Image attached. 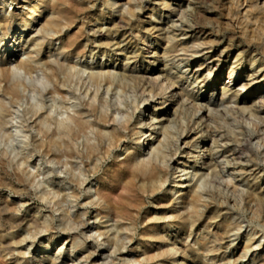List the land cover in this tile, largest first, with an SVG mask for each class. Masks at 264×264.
Listing matches in <instances>:
<instances>
[{
	"label": "bare ground",
	"instance_id": "1",
	"mask_svg": "<svg viewBox=\"0 0 264 264\" xmlns=\"http://www.w3.org/2000/svg\"><path fill=\"white\" fill-rule=\"evenodd\" d=\"M9 1L10 5L15 7L11 11L8 9V13L0 16V32H2L0 38L5 40L9 35L14 38L12 44L0 55V138L3 137L9 124L8 117L12 114V106L18 104L23 96L24 85L13 77V71L22 70L25 74H30L41 70L46 82L52 85V89L48 91L49 94L58 96L76 94V91L79 92L83 87L84 95H89L90 101L80 102L83 109L75 110L64 119L54 118L50 113L38 110L39 108H27L25 112L31 115L30 119H33V124L38 130L37 134L40 135L39 139H33L35 146L49 154L56 145L61 144L57 142V138H61L63 142L76 140L85 135L87 131H91L95 133L99 144L85 145V154L89 158H93L97 151L110 153L120 145L123 146L122 150L128 157L119 165V169L118 165H115L106 173L105 185L95 190L96 199L90 196L83 198V203H81L83 213L72 216L69 210L62 205L66 197L64 193L58 192L53 196H49L46 191L33 193L31 189L35 186V174L19 164L15 166L12 164L13 180L10 179L6 167L8 163L5 160L6 153L0 150L3 153L0 155V167L3 172L0 173V264H30L33 262L32 258L26 256V250H22L26 240L25 236L17 239L21 230L33 238L40 234L47 235L45 237L47 246H50L57 237L65 236L64 243L68 241L67 244L76 245V248L81 251L82 257L80 256L79 260H82V264H98L97 259L102 255L99 253L100 247L105 243L109 245L110 253L114 256L111 263L121 262L120 256L126 249L125 243L120 239L122 233L127 236L131 246L137 239L136 245L127 250V252L131 251L135 257H131L132 259L125 264H216V258L220 264H244L242 260L253 251L254 247L256 250L264 248V243L261 242L254 245L258 241L255 239L258 230L245 234L240 247H232L233 241L240 237L239 231L242 227L241 222L233 217L236 211L234 206L238 209L249 210L250 225L258 224L264 228V181L259 184L256 177V171L264 172L262 164L264 163V95L259 96L258 94L252 101L253 103L251 102L253 105L247 106L248 100H244L240 94L241 91L252 94L254 84L262 83L263 79L259 81L258 75L247 74L243 77L246 82L241 84L237 90L235 89L237 82L232 83L237 65L249 63L250 66H254L257 63L264 68V0H180L179 3L174 4L176 6L171 3L172 0H153L150 1L151 8L147 7V9L144 7V0H103L101 3L103 11L100 15H111L117 12L113 16V21L105 28L106 34L103 32L106 41L101 44L107 50L111 49L112 41L116 39L118 30L126 27L130 31L138 29L139 18L144 17V14L147 15L149 22H155L154 12L161 15L166 14V17H173L175 21L181 22L179 27L176 25L177 22L175 25L169 22L171 26L167 28L171 29L170 32L178 34H173V39L168 37L166 39L162 36L165 38L163 47L159 46L158 50L153 52V56L158 52L157 59L152 62V65H148L142 76L133 74L134 69L128 66L129 59L133 57L126 56L129 53L123 47L120 49L124 56L123 61H125L123 65L101 63L94 68L88 67L86 63L84 65L72 61L73 58L81 59L87 56L86 47H89L93 41L88 40V34L85 32L87 21L93 16L90 14L91 8L88 5L94 6L97 0ZM105 9L107 12L104 11ZM99 11L96 13H100ZM209 14H216V19H218L216 24L225 29H233V35L245 44L244 46H233L232 38L227 40L222 50H219L218 58L211 63H207V60L213 58L209 51L220 42L222 43L221 39L219 42L216 38H212L211 34L199 39L193 37L194 41L192 39L189 46L186 45L187 43L176 41L177 36L187 35L186 29L205 34L208 26L206 21L210 20L208 19L210 17H206ZM186 15L191 17L190 21ZM36 25H39V28H35L37 36L30 37L31 31L27 33V30ZM161 25L162 23L154 24V26L150 24V28L147 26L144 33L148 32L150 36L152 31L156 33V31L164 30L159 27ZM74 28L76 30L71 33L70 31ZM98 31L102 32V29L92 30V36ZM210 31H212L211 28ZM113 33L115 34L112 35ZM130 35L132 36V33ZM136 36L140 38L141 34ZM158 36L159 34H155L154 39ZM55 40L61 41L60 46L57 47V50H60L58 53L60 59L56 58L51 61L49 59L51 53L44 54V49L54 48ZM83 40H86L85 44ZM125 40L124 38L119 41L114 40V45L119 48ZM17 41L18 44L23 42L21 50L26 56L20 59L15 58L13 66H10L11 63L8 62L11 61L10 57L15 55L13 50H16L14 47ZM146 46L149 51L150 46ZM11 47L14 49L10 50ZM1 48L0 45V50ZM233 48L237 50V53L231 59L229 53ZM204 51L207 52L204 53ZM197 54H200V59L196 58ZM179 55L185 57L186 62H196L194 72L198 74L192 75L191 82L201 84L202 89L226 73L228 83H223L220 103L216 105H223L224 103L221 104V102L227 99L222 110H225V113L237 114L236 118L239 120L237 133L233 135L225 132L223 127L221 131L216 117L217 113L222 111L210 109L209 107L214 105L210 99L201 103L200 95L184 87L182 81L188 79V76L183 74L177 76L170 73L172 67L166 68V64L158 70L163 72V77L150 68L159 61L166 63L176 59ZM6 57H9L8 62H5ZM243 59L244 63H242ZM215 62L217 64L212 67L211 64ZM222 62H231L228 64L227 72L219 67ZM234 64L235 67L232 66ZM84 73H86L85 78L88 82L96 86L95 90L91 91V88L87 86L85 78L82 77ZM140 78L152 84L151 87H146L142 91V94L147 91L144 103L148 98L159 100L153 107L150 103L142 106V108H147L144 120L139 119L133 122L138 106L134 107L135 110L120 111L122 113H119L121 114L120 119H116L115 115L95 104V101L101 98L99 96L100 87L105 86L106 93L109 91L121 93L126 86L139 83ZM208 88L212 94L215 93L214 85ZM77 99L80 100L78 97ZM232 103L234 106L229 105ZM205 112L208 114L204 115ZM192 116H197V122L192 121ZM87 117H91V120ZM194 123H201L203 126L200 130L207 133L204 136H198L193 131ZM50 124L55 125L54 131L49 130ZM146 125L147 128H145ZM128 137L129 141L125 143L124 139ZM229 142H233V145L229 146ZM206 143H210L209 145L213 148L222 147V163L217 162L214 158L217 152L213 153V148L209 149L208 145L205 150L209 152L201 153ZM179 144H183L185 149L181 151ZM63 148L64 153L67 156L70 155L69 143H64ZM197 148L199 150L194 151ZM191 150L195 154V161L188 156ZM180 151L182 155H178ZM197 157L203 160L200 167L197 166L199 162ZM227 165H232L230 170L237 175L228 173L224 176L223 170ZM123 166L125 169L120 173L119 170ZM96 169V166L92 167L91 172H95ZM228 171L229 169L225 172ZM212 177L221 179L219 186L222 185L234 198L224 196L220 198L222 201H216L210 194L211 192L206 191L207 187L212 184L210 181ZM234 177L246 178V180L243 179L246 182L242 189H239L240 184L234 180ZM70 181L76 185L70 196L76 201L80 200L79 180L71 176ZM33 194L38 201L50 205L49 219L40 217L37 212L38 206L34 202L30 203L33 200L30 196ZM11 195L14 197L12 198ZM230 200L234 203L233 207L229 205ZM32 204H35V207ZM147 205H150L147 207L150 213L142 218L143 209ZM87 206L94 211L92 216ZM25 210L31 211L25 213ZM53 211H59L60 217L56 218ZM88 219H92V222ZM110 219L112 223L107 225ZM139 220L142 222L141 227L138 225ZM70 224H75L76 227L73 228ZM90 228L96 236L87 235L88 232L85 231ZM173 228L179 229L172 233ZM194 235L197 237L194 238ZM231 236L236 238L230 239ZM191 237L195 239L193 245L188 242ZM98 239L101 240L97 250H84L80 247L87 242L98 241ZM28 250L30 248H27ZM61 252L62 247L45 257L46 264H64V260L57 259ZM209 253H212L209 261H201V256L205 257ZM255 257L253 255L252 260H257L256 264H264V253L257 259ZM37 264H40V261ZM70 264L77 263L70 261Z\"/></svg>",
	"mask_w": 264,
	"mask_h": 264
},
{
	"label": "rangeland",
	"instance_id": "2",
	"mask_svg": "<svg viewBox=\"0 0 264 264\" xmlns=\"http://www.w3.org/2000/svg\"><path fill=\"white\" fill-rule=\"evenodd\" d=\"M150 1H153V0H144V7L146 9H147V7L151 8L152 4ZM179 1L180 0H172L171 3L174 5V4L179 3ZM96 2L97 3L94 6L88 5L91 8L90 14L93 16L91 17L92 19L90 18V20L87 21V26L85 28V32H86V34H88V40H93V41H91V45L89 46L90 48L91 47L92 48L90 49L88 46L86 47V50L88 52V53H86L87 56L81 57V59L80 58H76V59L73 58L72 59L73 62L76 61V62H79V63L84 64V65L86 63V65L87 64L89 65V66L87 65L88 67H94L95 68L97 65H99L101 63L112 64V65H117V66L120 64L123 65L125 62V61H123L124 56L121 54L122 52L120 51L121 47H123V48H126V51H128V53H129L126 56H128V57L132 56L134 58V59L133 58L129 59L130 62L128 65L129 67L131 66L130 68L134 69L133 71H135V72H133V74L135 73L134 75H136V76H142L144 74V72L147 70L148 65H152V62L157 59L158 52L155 54V56H153V52L155 50H158L159 46L163 47V42H164L163 39H165V38L166 39H168V38L173 39L174 35L178 34V33L170 32L171 29L167 28L168 26H171L170 23L175 25L177 22L178 24H176V25L178 27L181 25V22L175 21L176 20L175 18L169 17V16L166 17V14H164L165 15L164 16V15L157 14L154 12L153 20H155V22H151V21L149 22L147 20L148 19L147 15L144 14V17L139 18V22H138L139 28L138 29H132V31H130L128 29V27H126L124 29L122 28L121 30H118L116 32V34H117L116 39H113V41H112L111 49L107 50L102 46L101 43L103 41H106V36L104 35V33L106 32L105 28L110 25V22L113 21L114 14L115 13L117 14V12L115 11V13H112L111 15H108V14L100 15L101 12L103 11V7H101V3L103 2V0H101V1L97 0ZM10 4L11 3L9 0H0V16L8 13V11H11L15 7L13 5L11 6ZM17 6L18 5H16V7ZM99 6L101 8H98ZM174 6H176V5H174ZM94 10H96V11L94 12ZM97 11H99L100 13H96ZM104 11L107 12L106 9ZM189 13H190V10L188 11V15H189ZM212 16H214V17H212ZM208 17H210V18H208ZM216 17H217L216 14L215 15H213V14L207 15L206 18H208L210 20L206 21V24L208 26H207V31L205 32V34L197 33V31L191 32L190 29H186V32H187L186 36L180 35V37L179 36L176 37L177 42L183 43V44L187 43L186 45H188V46L191 45L192 39H193L192 41H194L193 37H196V39H199L200 37L204 38L205 36L211 34L212 38H216V40H218L219 42L221 39L222 43L220 42V44L216 45L213 49H211L209 51L210 52L209 54L213 55V58L207 60V63H211L213 60L218 58V55H220V51L222 50V48L225 45L224 43L231 38L233 40V46H237V45L244 46L245 45L244 42L240 41V39L237 36L233 35V29H230V28L225 29L222 26L217 25L216 22L218 21V19H216ZM108 18H110V19H108ZM186 18L189 21L191 20L190 16L186 15ZM145 22H147L148 24ZM157 23H162V25L159 27L161 29H164V30L156 31V33H153V31H152L151 33H153V34L150 33V36H149L148 32H145L146 34L144 33V30L146 28H148V27L150 28V24L152 26H154V24H157ZM34 24H36V22H34ZM165 24H166V26H165ZM89 25H90V27H89ZM210 26H212V27H210ZM35 28H39V25H36L34 28L27 30V33L29 31H31L29 33L30 37L31 36L34 37L35 35L37 36V33H36L37 29H35ZM91 28H93L92 30H94V31H97V29L98 30L102 29V32H100V31H98L96 33L94 32V34L92 36V30H90ZM210 28L212 29V31H210ZM127 29H128V31H127ZM75 30L76 29L74 28L70 32L73 33ZM125 31H126V33H125ZM0 33H2V32H0ZM130 33H132V36L130 35ZM139 33L141 34V37H144L145 35L146 36L144 38H141V37L138 38L136 35H139ZM114 34L115 33H113L112 35H114ZM155 34H159L157 39H154ZM118 35H119V37H118ZM162 36H164L165 38ZM121 38H124L126 40H125V42H123L119 45V48H117V46L114 45V40L119 41ZM6 39H5L6 40L5 41L2 39V37L0 38V45L2 46V48L0 50V55L3 53V51L5 49H7V47L10 44H12L14 38H11V36L9 35V37ZM149 40H151V41H149ZM85 41L86 40H83L84 44H85ZM98 41H100V42H98ZM135 41L136 42L138 41L137 44ZM143 41H144V43H143ZM60 42H61L60 40H55L53 43V47L55 46L54 48L44 49V54L45 53L47 54V52H48V54L51 53V57H49V59L51 61L55 60L56 58L58 60L60 59V55L58 54L60 52V50H57L58 49L57 47L60 46L59 45ZM22 44H23V42H20V44H18V41H17V44L14 47L16 50H13L14 49L13 47L10 48V50H13V53L15 54L13 57H10L11 61H9V62H8L9 57H6L5 62L11 63L10 66H13V64H14L13 60L15 58L20 59V58H24L26 56L25 53H23L24 51L21 50ZM123 44H125V45H123ZM146 45H149L151 47V48L149 47V51L147 50L146 47H148V46H146ZM95 46H96V48H95ZM137 46H139V47H137ZM129 48H131V49H129ZM50 50H51V52H50ZM131 51L132 52L134 51L135 53L133 52L134 53L133 54ZM236 51L237 50H235L234 48L230 51L229 56L231 59L235 56V53H237ZM108 52H109V54H108ZM205 52H207V51H204V53ZM151 57H153V58H151ZM196 58L200 59V54H197ZM77 59H78V61H77ZM152 59H154V60H152ZM224 59H226V58H224ZM135 60H136V62H135ZM178 60L181 62L179 63ZM174 61H177V62H174ZM224 61H226V60H224ZM230 63L231 62H228V63L222 62L219 64V67L224 69V72L225 71L227 72V69L229 67L228 64H230ZM242 63H244V59H243ZM163 64H166V68H169V66L172 67V69L169 71L170 73H172L174 75L176 74L177 76H180V74H183L184 76L189 77L188 79H186L187 82L185 80V81H182V83L184 84V87H186L188 90L190 88V91H194V93L196 92V94L200 95V97L202 98L201 103H204L207 101V99H210V101L213 102L214 105H211L209 108L215 109L214 111H217V110L222 111V112H218L217 117H216L217 123L221 126V131H222V127H223L225 132H229L233 135H234V133L238 132L237 127L239 125L238 124L239 120H238V118H236L237 114H235L236 115L235 116L234 113L233 114L231 112L225 113L226 111L222 110L223 109L222 107L224 106V104H226L225 102L227 99L225 98L221 102V104L224 103L223 105H219V106L216 105L217 103H220L219 102V100L221 99L220 98V92H221V89L223 88V83H228V78L226 77L227 75H225L226 73L221 78H216L214 83L211 82V84H209L208 86H206L202 89L201 84H197V83L194 84L191 82L193 80L192 75L198 74V73L194 72L196 70V67H195L196 62L195 61L186 62L185 57H183V56L181 57V55H179L176 59L171 60V61H167L166 63H164L163 61H159V62L155 63L154 66H151L150 68H153V70H152L153 72H155L156 74L161 75V77H163V72L158 71L159 69H161ZM216 64H217V62H215L214 64L212 63L211 65L213 67V65H216ZM232 66L235 67L236 65L234 64ZM157 67H159V68L157 69ZM36 71L34 73L32 72L33 74L32 73H30V74L26 73L25 74L24 71L16 70V69L13 71V77L16 80L21 81V83H23L25 89L24 88L22 89L23 96H22L21 101L18 104H16L17 106L16 105L12 106V108H11L12 114L8 117L9 124L7 125L6 130L4 131L3 137L0 138V150H2L4 153H6V157H5L6 159L5 160L8 162L7 166H6L7 171L9 173L8 177L13 180V176H12V172H11V170L13 168L12 164L14 166L19 164L22 168H25L28 171H30L31 173L35 174V186H33L31 189L33 193L39 192V191H46L49 193V196H53L58 192H62L66 196L62 205L66 209L69 210L70 215H72V216L77 215V214L80 215L84 211V209L81 206V203H83V198L90 196L93 199H96L95 190L97 188L105 185L106 173H108L115 165H118V169H119V165L128 156L123 152V150H122L123 146L120 145V146L115 147L116 149H113L110 153H105L103 151H97L94 154L95 156L93 158L92 157L89 158L85 154V145L88 143H93L95 145L99 144L97 138H95V133H93L91 131H87L85 135L80 136L76 140H67V141L63 142V140H61V138H57V142L61 143V144H59L60 147H59V145H56L49 154H48V152L46 153V151H44L43 149H38L35 146V144L33 143L34 142L33 139H39L40 135L37 134L38 130L35 127V125L33 124V119H30L31 115L26 114V112H25L27 108H29V107H35L36 109L39 108L38 110H41L42 112L46 111L47 113H50V115L54 118L64 119L68 114L73 113L75 110H82L83 105H81V103L82 102H88V101H90V99H89V95H84L83 87L79 92L76 91V94L70 93V94H66L63 96L49 94L48 91H50L52 89V87H51L52 85L49 82H46V79L44 78L41 70H36ZM180 71H181V73H180ZM203 73H205V71ZM251 73H253L256 76L258 75L259 81H262V79H263V82L259 83L257 85H256V83L254 84L255 86H253L254 89H252L253 90L252 94L251 93H244V91L240 92L243 99L248 100V102L246 103L247 106L253 105L252 101L255 100L254 98L258 94H259V96L264 95V68L261 67L260 65H258L257 63L254 66H250L249 63H246L244 65H242V64L237 65L236 70H235V74L233 76L234 81L232 82V83L237 82V84L235 85V89L237 90L238 88H240L241 84L246 82L245 79H243V77L245 75H247V74L249 75ZM261 75H263V77ZM82 77L85 78L86 73H84ZM84 80H86L87 86L91 88L90 89L91 91L93 89L94 90L96 89L95 88L96 86H94L90 82H88L87 78H85ZM142 80L143 79L140 78V82L134 84V86L133 85L126 86L125 90L121 93H116L115 91H111V92L109 91L106 93L105 86L100 87L99 96L101 98H100V100H96L95 104L101 106L105 111H108V113H112L113 115H115L116 119H120V116L122 114L120 111H126V110L131 111L134 109L135 106H138V109H136V110L134 109L135 110V117L133 119V122L139 121V119L144 120L146 117L147 108H142V106L144 104L149 105V103H150L151 104L150 106L153 107L155 104H157L159 102V100H156V98L152 99V98L147 97L148 99L144 103V99L146 98L147 91H145V94H142V91L146 87L147 88L151 87L152 84L146 83V82H144V80L143 81ZM212 85H214V87L216 88V91L213 94H212V91L209 90L210 88H208ZM171 90H173V89H171ZM171 90H169V91H171ZM260 90H262V91H260ZM77 97L80 98V100L77 99ZM169 99H171V98H169ZM6 102H8L7 99H6ZM229 105L234 106V103L229 104ZM229 105H227V106L229 107ZM214 111H212V112L214 113ZM114 112L115 113L118 112V113L114 114ZM119 113H121V114L119 115ZM207 114H208V112L204 113V115H207ZM196 118H197V116H192V121L197 122ZM10 119H12L13 122ZM87 119L91 120V117H87ZM227 119H229V120H227ZM225 120H227V122ZM202 126H201V123L200 124L194 123V125H193V127H195L193 131L195 133H197L198 136H204L207 133L203 130L202 131L200 130V128ZM147 127L148 126L146 125L145 128H147ZM49 130L54 131L55 125L50 124ZM216 138H217V136H216ZM2 139H3V141H2ZM130 139H131V135H130ZM128 141H129V137L124 139L125 143H127ZM64 143H69V147H70L69 154L70 155H68V156L63 151V149H64L63 144ZM209 144L210 143L204 144V147L201 150V153L205 152V154H207L209 152V151H207V149L205 150V147L207 145L210 146L209 149L213 148V146H211ZM228 144H229V146L233 145V142H229ZM179 145H180L181 151L183 149H185L183 144H179ZM171 149H173V147H171ZM192 150L189 151L188 156L192 157V159H191L192 161H195V154L192 153ZM195 150H199V148L194 149V151ZM2 151H0V155L3 154ZM181 151L178 153V155L183 154V153H181ZM212 152L213 153L217 152V154L214 155V158L217 159V162L222 163V147H218V148L214 147ZM101 157H103V158H101ZM21 158H22V160H21ZM197 159H199V158L197 157ZM8 164H10L11 166ZM202 164H203V160L199 159L197 166L200 167V165H202ZM262 164H263V169H264V163H262ZM94 166H96L97 169L95 172H91L92 167H94ZM231 166L232 165H227V167H225V169L223 170L224 176H226L228 173H230L231 175H237L235 172L233 173L230 170ZM60 167H62V168H60ZM124 169H125V166H123L119 170L120 173H122ZM227 169H229V171L225 172V171H227ZM117 171H115V172H117ZM0 173L1 174L3 173L1 170V167H0ZM71 176H74V178L76 180L78 179L80 182L79 191L81 193L79 192V195L81 198H80V200H77V201L75 200V198L70 196L72 190L76 187V185L70 181ZM256 177H257V182L259 184H261L264 181V172H262V171L259 172V170L256 171ZM234 178H235L234 180L240 184L239 189H242L243 186L245 185V182H246V181H243V179L246 180V178H244V177H234ZM210 181H212V184H210L207 187L206 191L208 193L210 191L211 192L210 194L214 197V199L216 201H222V199H220V198H223L224 196H228L230 199L234 198L233 195H231L227 189H224V187L222 185L219 186V182L221 181V179H219L218 177H216V178L212 177L210 179ZM108 184L109 185L111 184V180L109 181ZM227 191H228V193H227ZM11 197L13 198L14 196L11 195ZM30 198H33L32 202L30 201V203L34 202L38 206L37 212L40 215V217H45V218L49 219V214H50V210H49L50 207L49 206L50 205H48L46 202L42 203V202L38 201L36 199V197L34 196V194L32 196H30ZM237 199H238V197H237ZM35 204H32V206L35 207ZM229 205L231 207H233L234 203L232 202V200H230ZM178 206H180V204H178ZM147 207H150V205H147L146 208L143 209L142 218H144L147 214L150 213V211L148 210ZM234 207H235L236 211L234 212L235 214L233 217L238 222H241L242 227L239 231L240 237L238 239H236L235 241H233L232 247H240L242 244V242H241L242 237L247 233L251 234L253 231H257V230H258L257 231L258 233H257V235H255V239H258V241H256L254 243V245L259 243V242L264 243V234H263L264 228L260 227L258 224L250 225V223L248 221L250 219V216H251L249 210H245V209L242 210V209H238L236 206H234ZM87 208L90 209V206H87ZM30 211L31 210H25V213H28ZM93 213H94V211H92V209H90L89 210V214H91L90 216H92ZM53 214L56 218L60 217L59 211H53ZM84 219H87V217H84ZM88 220L90 222H92V219H88ZM111 223H112V220L110 219L109 222L107 223V225H109ZM138 225H139V227L142 226L141 220L138 221ZM70 226L73 228L76 227L75 224H72V225L70 224ZM178 229L179 228H173L172 233L178 231ZM85 232L86 233L88 232L87 235L91 234L93 236H96V234H94V231H92L91 228L86 230ZM19 235L20 236L17 239H20V238L22 239V238H24V236L26 238V240L24 241V247L22 248V250L23 251L26 250V256L32 258L33 262L30 264H37V262H39V261H40V264H46L45 257H47L48 255H51V253H53L56 249H58L60 247H62V252H61L60 256L57 258L58 260H64L63 261L64 264H66V263L70 264V261H73L74 263H77V264H82V260H79L82 257L81 251L78 248H76L77 247L76 245L71 246V244H67L68 241L66 243H64V241H65L64 238H66L65 236L57 237L50 246H47L48 243H47V240H45V237H47V235H45V234H40L37 237L33 238L32 236L29 237L25 233L24 230H21ZM196 237L197 236L194 235V238H196ZM194 238L191 237L188 240V242L191 245L194 244V241H195ZM235 238L236 237L231 236L230 239L234 240ZM120 239L125 243L126 249L124 250V254H123L124 256L123 255L120 256L121 262L117 261L116 264L117 263L118 264H125L128 262V260L132 259L134 256V254H131L132 253L131 251L127 252V250H130L132 247H134L136 245L137 239L134 242L135 244H133L132 246H131V243H129V239L127 238V236L125 234H123V233L120 234ZM100 240L101 239H98V241H94V242H87L85 245H82L80 247L84 250L85 249L97 250ZM27 248H30V250L27 251ZM72 248H74V249L71 251ZM100 248H101V251L99 253L100 254L102 253V255L100 257H98L97 263L98 264H112L111 260L114 258V256H113V254L110 253L111 249L109 248V245L107 243H105ZM252 250L253 251H251L248 254V256L242 260L244 262V264H256L257 260H252L253 255H255L256 256L255 259H257L258 257H260V255L262 253H264V248H262L260 250H256V248L254 247ZM231 253H234V251H231ZM235 253H236V250H235ZM211 257H212V253H209L205 257L201 256L200 259L203 262H206V261L208 262ZM215 261H216V264H220V262H218V258H216ZM132 264H136V263H132Z\"/></svg>",
	"mask_w": 264,
	"mask_h": 264
}]
</instances>
